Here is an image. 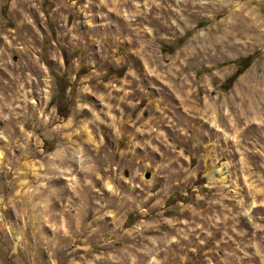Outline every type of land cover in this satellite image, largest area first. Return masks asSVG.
Here are the masks:
<instances>
[{
    "label": "rangeland",
    "instance_id": "1",
    "mask_svg": "<svg viewBox=\"0 0 264 264\" xmlns=\"http://www.w3.org/2000/svg\"><path fill=\"white\" fill-rule=\"evenodd\" d=\"M0 264H264V0H0Z\"/></svg>",
    "mask_w": 264,
    "mask_h": 264
},
{
    "label": "trees",
    "instance_id": "2",
    "mask_svg": "<svg viewBox=\"0 0 264 264\" xmlns=\"http://www.w3.org/2000/svg\"><path fill=\"white\" fill-rule=\"evenodd\" d=\"M241 60H243V62H241ZM250 61H251L250 57H247L245 59L240 58L236 60L235 62H237L238 67L234 71L233 76L236 77L237 75H239L249 65Z\"/></svg>",
    "mask_w": 264,
    "mask_h": 264
}]
</instances>
